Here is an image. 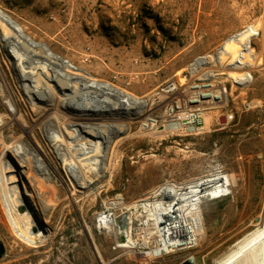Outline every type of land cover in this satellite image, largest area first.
<instances>
[{
	"label": "rangeland",
	"instance_id": "rangeland-1",
	"mask_svg": "<svg viewBox=\"0 0 264 264\" xmlns=\"http://www.w3.org/2000/svg\"><path fill=\"white\" fill-rule=\"evenodd\" d=\"M0 8L35 41L98 80L139 96L161 92L142 119L131 120L112 138L108 169L90 188L73 185L62 163L52 160V181L61 200L44 211L39 198L29 196L46 228L36 245L16 236L0 199V240L6 247L0 264H179L190 255L196 264H215L258 222L264 207V0H0ZM250 24L259 28L252 42L260 63L249 69V85L234 86L216 66L213 76L204 78L186 69L198 56L213 52L220 40ZM2 35L0 28V39ZM0 82L15 94L22 111L18 115H25L39 145L51 154L35 121L37 111L21 92L1 42ZM168 84L176 85L169 94L162 92ZM217 88L226 90L225 101ZM170 100H178L184 111L202 106L204 129L164 130ZM5 105L0 102V113ZM223 116L227 121H220ZM147 117L157 119V125L141 133ZM21 126L20 121L6 124L8 144L25 135ZM218 171L247 178L249 185L258 187L256 198L247 202L242 194L234 208L231 196L207 202L203 213L208 232L192 248L147 257L118 248L114 235L96 227L103 204L119 195L131 204L157 185L194 181ZM135 228L133 237L140 239L142 231L138 224Z\"/></svg>",
	"mask_w": 264,
	"mask_h": 264
},
{
	"label": "bare ground",
	"instance_id": "bare-ground-1",
	"mask_svg": "<svg viewBox=\"0 0 264 264\" xmlns=\"http://www.w3.org/2000/svg\"><path fill=\"white\" fill-rule=\"evenodd\" d=\"M0 28L4 53L12 61L21 92L37 111L35 121L51 147V154L45 153L32 134L33 126L23 113L18 115L21 107L17 97L0 82V102L6 104L0 113V199L16 236L36 245L46 228L38 222L40 210L29 196L35 194L44 211L54 209L61 200L52 181L49 166L52 160L62 163L73 185L90 188L108 169L112 138L128 128L131 120L142 119L161 92L156 89L148 97L139 96L111 82L98 80L48 45L35 41L3 12H0ZM257 34L258 25L250 24L220 40L213 52L198 56L186 69L196 78H204L213 76L216 66L219 74L226 75L234 86L245 87L253 81L249 69L260 63L252 42ZM170 87L162 91L168 92ZM216 91L225 101L226 90L217 88ZM186 115L180 112L170 120L171 125L178 127L179 119ZM10 120L20 121L25 135L8 144L4 127ZM146 121L141 133L155 126V118L147 117ZM255 189L258 187L249 185L247 178L223 171L184 183L166 182L131 204H125L120 195L105 203L104 210L96 215V226L117 237L119 246L131 253L161 256L170 251V246L182 245L184 240L180 242L175 237L177 233L184 232L182 238L191 242L204 239L208 227L203 206L207 202L231 196L234 208L241 202L242 194L247 202L254 201ZM22 205L26 207L24 212L20 211ZM117 208L132 210L129 224L139 218L158 224L157 246L153 250L138 249L139 242L131 236V227L124 234H118V216L111 214ZM215 264H264V207L258 222L235 239Z\"/></svg>",
	"mask_w": 264,
	"mask_h": 264
},
{
	"label": "built area",
	"instance_id": "built-area-1",
	"mask_svg": "<svg viewBox=\"0 0 264 264\" xmlns=\"http://www.w3.org/2000/svg\"><path fill=\"white\" fill-rule=\"evenodd\" d=\"M171 87V90L166 92V91H162L165 93H170L173 90L176 89V85L175 84H168ZM167 85V86H168ZM183 107H181V104L179 103L178 100H170L167 108H166V113H165V120H164V124H162V127L164 128V130L166 131H170L172 133L175 132H181V131H185L187 133H196L199 131H202L204 129V123H205V115H204V109L202 106H195V107H191V108H187L185 111L182 110ZM183 113L186 112L187 115L184 118L179 119L180 123L178 125V127H173L171 125V119L176 118V115L179 113ZM171 116H169V115ZM228 120H231L233 118V115L231 116H227ZM154 118V117H153ZM158 120L156 119L155 121V126L157 125ZM152 127V126H151ZM154 127V126H153ZM180 127V128H179ZM179 128V129H178ZM112 200V199H111ZM109 200V201H111ZM109 201L105 202V203H109ZM125 202V201H124ZM103 205H106V204ZM126 204V203H125ZM118 209H120L122 212L118 213ZM104 210V207H103ZM102 210V211H103ZM101 211V212H102ZM132 211V210H131ZM131 211H129V214L127 213V211H125L124 209L121 208H117V209H112L111 210V214H113L114 216L117 215L118 219H119V225H118V234H124L126 231H128V228L131 227L132 228V232L130 233L131 236L133 237V232L135 228V225L138 224L139 228L142 231V237L140 239H135L139 242V247L138 249L144 250V251H151L153 250L157 245V240H158V224H156L155 222H153L150 219L147 218H142V219H137V220H133V222L131 224H129V220L128 217L131 214ZM100 213V212H99ZM126 215L125 220H123V215ZM121 222H125L127 225V229L123 232L120 230V224ZM97 227V226H96ZM98 228V227H97ZM100 231H105L102 230L100 228H98ZM184 232H180L177 233L175 235V237L177 239H180V242H182V245H179L177 247H173L170 246V251L169 252H165L163 255L169 254L171 252L177 251L179 249H185V248H192L197 244V241L195 240L194 242H191V239H183ZM134 239V237H133ZM115 242H116V246L118 248L121 249H126L124 247H120L118 244V239L117 237H115ZM145 256V255H143ZM147 257H160V256H147Z\"/></svg>",
	"mask_w": 264,
	"mask_h": 264
},
{
	"label": "water",
	"instance_id": "water-1",
	"mask_svg": "<svg viewBox=\"0 0 264 264\" xmlns=\"http://www.w3.org/2000/svg\"><path fill=\"white\" fill-rule=\"evenodd\" d=\"M0 12H3V13H5L1 8H0ZM12 21H13V23H16V24H18L9 14H7V13H5ZM224 120H226L227 121V117L226 116H223V117H221L220 118V121L222 122V121H224ZM30 207H32V205L30 206ZM32 208H34V207H32ZM26 210V207L25 206H21L20 207V211L21 212H24ZM125 217H126V215L124 214L123 215V220H125ZM38 222L42 225V226H44V224H43V222L41 221V219H39L38 218ZM121 227L122 228H125L126 227V224L125 223H123L122 225H121ZM122 239L124 238L123 236L121 237ZM5 251H6V247H5V244L0 240V258L1 257H3V255L5 254ZM100 263H101V260H100ZM101 264H103V263H101ZM179 264H196V262H195V258H194V256L193 255H190V256H188L186 259H184L183 261H181Z\"/></svg>",
	"mask_w": 264,
	"mask_h": 264
}]
</instances>
